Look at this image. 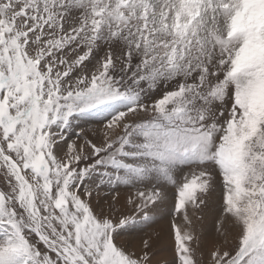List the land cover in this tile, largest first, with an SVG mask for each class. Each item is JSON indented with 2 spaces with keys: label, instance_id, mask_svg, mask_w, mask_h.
<instances>
[{
  "label": "snow or ice",
  "instance_id": "obj_1",
  "mask_svg": "<svg viewBox=\"0 0 264 264\" xmlns=\"http://www.w3.org/2000/svg\"><path fill=\"white\" fill-rule=\"evenodd\" d=\"M0 264H264V0H0Z\"/></svg>",
  "mask_w": 264,
  "mask_h": 264
},
{
  "label": "rangeland",
  "instance_id": "obj_2",
  "mask_svg": "<svg viewBox=\"0 0 264 264\" xmlns=\"http://www.w3.org/2000/svg\"><path fill=\"white\" fill-rule=\"evenodd\" d=\"M164 239L165 241L168 243L169 247H168V253H165V254H162L164 256H169L170 257V252H171V247H170V241H168V238H167V233L165 231V234H164Z\"/></svg>",
  "mask_w": 264,
  "mask_h": 264
}]
</instances>
